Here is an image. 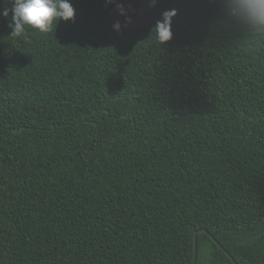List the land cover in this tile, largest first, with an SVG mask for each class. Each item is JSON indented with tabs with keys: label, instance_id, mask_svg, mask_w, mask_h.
<instances>
[{
	"label": "trees",
	"instance_id": "1",
	"mask_svg": "<svg viewBox=\"0 0 264 264\" xmlns=\"http://www.w3.org/2000/svg\"><path fill=\"white\" fill-rule=\"evenodd\" d=\"M71 2L48 33L0 16V264H194L195 233L196 264H264V31L227 0Z\"/></svg>",
	"mask_w": 264,
	"mask_h": 264
},
{
	"label": "clouds",
	"instance_id": "2",
	"mask_svg": "<svg viewBox=\"0 0 264 264\" xmlns=\"http://www.w3.org/2000/svg\"><path fill=\"white\" fill-rule=\"evenodd\" d=\"M11 9H0V16L7 18L9 13L12 19L9 28L10 36L24 37L29 27L40 32L48 33L63 21L75 20L76 9L71 0H9ZM107 3H116V0H106ZM231 13L251 25L257 30L264 31V0H227ZM155 3V0H153ZM117 10L126 15L123 4L116 3ZM177 15V10H166L162 19L156 22L154 31L159 45L170 41L173 37L172 18ZM58 22V23H57ZM131 17H126L125 27L131 24ZM114 30L121 31L120 21L113 25Z\"/></svg>",
	"mask_w": 264,
	"mask_h": 264
},
{
	"label": "water",
	"instance_id": "3",
	"mask_svg": "<svg viewBox=\"0 0 264 264\" xmlns=\"http://www.w3.org/2000/svg\"><path fill=\"white\" fill-rule=\"evenodd\" d=\"M201 231L203 232H207L206 229H202ZM222 249L230 256V258L232 259V261L235 263V264H238L235 259L229 254V252L223 247L221 246ZM196 259H197V233L194 234V264H196Z\"/></svg>",
	"mask_w": 264,
	"mask_h": 264
}]
</instances>
